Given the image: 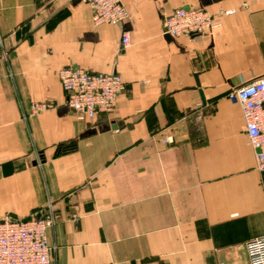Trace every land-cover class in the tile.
Segmentation results:
<instances>
[{
    "label": "crops",
    "instance_id": "crops-1",
    "mask_svg": "<svg viewBox=\"0 0 264 264\" xmlns=\"http://www.w3.org/2000/svg\"><path fill=\"white\" fill-rule=\"evenodd\" d=\"M121 2L125 24L94 27L85 0H0V218L52 212V264H248L264 173L226 95L264 76V0ZM180 7L218 26L168 40L163 17ZM68 67L121 76L111 114L75 119ZM32 102L53 108L30 116Z\"/></svg>",
    "mask_w": 264,
    "mask_h": 264
},
{
    "label": "built area",
    "instance_id": "built-area-1",
    "mask_svg": "<svg viewBox=\"0 0 264 264\" xmlns=\"http://www.w3.org/2000/svg\"><path fill=\"white\" fill-rule=\"evenodd\" d=\"M85 1L94 27L123 25L128 21L129 13L121 0ZM217 26L213 16L201 7L176 8L163 17L161 24L164 35L171 38L186 36L190 40ZM120 44L123 49L129 47L127 33L121 34ZM58 80L65 93V107L78 122L84 123H97L102 115L111 114L124 91V82L118 73H93L79 67H68L58 72ZM226 98L239 106L244 134L253 152L254 168L264 173V76L232 89ZM52 108L49 103L32 102L29 115ZM54 224L52 212L27 219L1 217L0 264H52L53 248L48 243L47 231ZM245 250L248 264H264V235L247 241Z\"/></svg>",
    "mask_w": 264,
    "mask_h": 264
},
{
    "label": "water",
    "instance_id": "water-1",
    "mask_svg": "<svg viewBox=\"0 0 264 264\" xmlns=\"http://www.w3.org/2000/svg\"><path fill=\"white\" fill-rule=\"evenodd\" d=\"M29 35H30V33H28L27 36H29ZM165 38L168 39V40H172V38L170 36H168V35H165ZM196 87L197 88L199 87L198 82H196ZM108 129H116V126L113 123L111 125L98 124L94 129H90V130L86 131L85 133H83L82 135H80V138L93 135L96 132L106 131ZM40 161L43 162V159L40 158ZM34 164H35V162H34ZM1 171H2V176L3 177L9 176L13 172L12 163L11 162H6L3 165H1Z\"/></svg>",
    "mask_w": 264,
    "mask_h": 264
},
{
    "label": "trees",
    "instance_id": "trees-1",
    "mask_svg": "<svg viewBox=\"0 0 264 264\" xmlns=\"http://www.w3.org/2000/svg\"><path fill=\"white\" fill-rule=\"evenodd\" d=\"M74 149V144L73 143H70L68 144L67 146L64 147V151H72ZM27 219V218H25Z\"/></svg>",
    "mask_w": 264,
    "mask_h": 264
}]
</instances>
